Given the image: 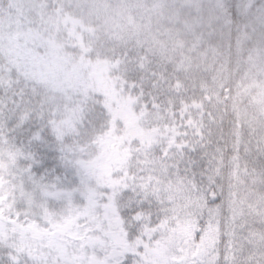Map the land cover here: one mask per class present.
Instances as JSON below:
<instances>
[{"label": "snow or ice", "instance_id": "1", "mask_svg": "<svg viewBox=\"0 0 264 264\" xmlns=\"http://www.w3.org/2000/svg\"><path fill=\"white\" fill-rule=\"evenodd\" d=\"M142 7L157 23L116 53L131 126L113 121L111 183L62 162L39 121L0 118L31 196L0 264H264V0ZM109 119L101 105L85 114L90 129Z\"/></svg>", "mask_w": 264, "mask_h": 264}, {"label": "rangeland", "instance_id": "2", "mask_svg": "<svg viewBox=\"0 0 264 264\" xmlns=\"http://www.w3.org/2000/svg\"><path fill=\"white\" fill-rule=\"evenodd\" d=\"M145 2L0 0V118L20 124L39 121L63 141L82 125L90 102L100 103L110 116L111 130L96 140L98 156L79 164L98 186L111 183L123 157L112 135L113 121L127 120L131 126L129 104L120 97L116 53L157 23L156 13L142 7ZM7 149L19 154L13 160L24 158L19 148ZM3 187L0 177V239H9L21 229L9 219L11 201L3 197ZM30 197L25 194V199Z\"/></svg>", "mask_w": 264, "mask_h": 264}, {"label": "trees", "instance_id": "3", "mask_svg": "<svg viewBox=\"0 0 264 264\" xmlns=\"http://www.w3.org/2000/svg\"><path fill=\"white\" fill-rule=\"evenodd\" d=\"M230 3L233 5L236 4H242V3H252L253 0H229ZM259 17V10H257V15L255 19L258 22ZM259 35V33H258ZM251 104H257L258 101H250ZM93 106L101 105L100 103H94ZM92 106V107H93ZM102 106V105H101ZM105 109V107H103ZM111 121H107V130L105 131L103 127H98L96 129H90L87 127L86 121H84L82 127L79 128L78 132L73 135L70 138H66V140L63 143H56L57 150L60 153V157L63 155H66L68 158L69 163L75 164V162L78 161H90L92 160L96 154H97V148L94 144V141L97 139L98 136L105 135L109 129H110ZM11 152L5 148L2 147V151L0 150V168L3 165L7 166V172L3 174V178H6V180L9 181L12 190L14 189L15 192V203L13 205L15 215H17L15 206L18 201H23L26 205L31 203V197L28 199H25L26 192L23 191V189L20 187V194L18 195L16 192V186H17V171L18 168L14 166L12 163V160L10 158ZM22 159L20 158L18 162H20ZM72 164V165H73ZM74 170H76L75 167L71 166ZM2 171V170H1ZM3 172V171H2ZM14 215V216H15Z\"/></svg>", "mask_w": 264, "mask_h": 264}]
</instances>
